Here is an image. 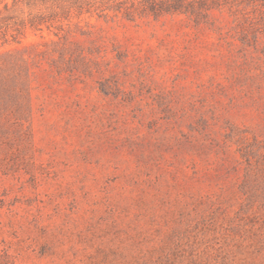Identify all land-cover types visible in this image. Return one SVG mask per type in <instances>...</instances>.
I'll return each instance as SVG.
<instances>
[{"label":"rangeland","instance_id":"rangeland-1","mask_svg":"<svg viewBox=\"0 0 264 264\" xmlns=\"http://www.w3.org/2000/svg\"><path fill=\"white\" fill-rule=\"evenodd\" d=\"M234 3L0 45V264H264V7Z\"/></svg>","mask_w":264,"mask_h":264},{"label":"trees","instance_id":"trees-1","mask_svg":"<svg viewBox=\"0 0 264 264\" xmlns=\"http://www.w3.org/2000/svg\"><path fill=\"white\" fill-rule=\"evenodd\" d=\"M235 0H11L0 3V45L20 43L29 32L48 31L60 40L81 31L83 21L90 25L92 18L117 17L135 22L144 17L155 20L165 15H186L196 25L210 24L215 11L227 7L233 12ZM256 3L264 0H245ZM235 6V5H234ZM236 11V10H235ZM234 11V12H235ZM237 12V11H236ZM258 28L251 23L241 27L240 41L255 40ZM83 34V33H82ZM249 34L252 38L249 39ZM97 40L100 37H96ZM94 39V40H96ZM251 40V41H250ZM76 68H67L73 72Z\"/></svg>","mask_w":264,"mask_h":264}]
</instances>
